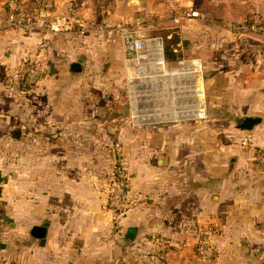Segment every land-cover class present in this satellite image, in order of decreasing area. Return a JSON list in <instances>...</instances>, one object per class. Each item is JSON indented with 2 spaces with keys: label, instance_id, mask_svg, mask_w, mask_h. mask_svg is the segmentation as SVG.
<instances>
[{
  "label": "crops",
  "instance_id": "0c3cea01",
  "mask_svg": "<svg viewBox=\"0 0 264 264\" xmlns=\"http://www.w3.org/2000/svg\"><path fill=\"white\" fill-rule=\"evenodd\" d=\"M33 1L36 30H0V91L12 90L0 95V150L10 151L9 172L0 166V264H169L153 255L155 241L196 249L207 228L211 256L176 264H264V39L227 27L264 26V0ZM17 3L0 0V24ZM188 11L200 18L166 19ZM73 16L84 17L82 34ZM131 16L154 21L147 35L170 27L175 51L201 62L203 121L128 128L114 111L122 46L93 27ZM34 56L45 74L30 88L13 75ZM247 118L257 122L239 129ZM115 144L129 177L117 226L106 208Z\"/></svg>",
  "mask_w": 264,
  "mask_h": 264
},
{
  "label": "built area",
  "instance_id": "2783aa9c",
  "mask_svg": "<svg viewBox=\"0 0 264 264\" xmlns=\"http://www.w3.org/2000/svg\"><path fill=\"white\" fill-rule=\"evenodd\" d=\"M28 0H18L10 8L9 14L0 30L17 29L33 32L37 29V20L26 8ZM199 14L188 11L166 16L174 24L182 20L198 19ZM71 24L77 28V33L86 31L84 17H71ZM154 21H145L139 16L122 19L119 23L95 25L94 34L98 39L117 37L122 46L125 61V88L127 95L128 120L132 128L158 126L175 122H194L205 119V97L203 66L197 59H188L181 63L170 64L164 57L163 39L158 36H148L146 30ZM233 31L245 32L260 36L264 39V26L242 23L227 24ZM54 33L57 28L52 29ZM182 64V65H181ZM18 74L24 78L30 87L36 84L45 74L38 56L24 61L18 68ZM258 157H264V146L259 149ZM129 177L123 164L120 145L113 146L112 170L106 183V208L114 224L127 211L126 191ZM4 180L0 178V195L4 187ZM1 222V213H0ZM215 231L207 228L200 232L196 243V253L206 258L212 254L209 238ZM162 246V241H155Z\"/></svg>",
  "mask_w": 264,
  "mask_h": 264
},
{
  "label": "rangeland",
  "instance_id": "374dc122",
  "mask_svg": "<svg viewBox=\"0 0 264 264\" xmlns=\"http://www.w3.org/2000/svg\"><path fill=\"white\" fill-rule=\"evenodd\" d=\"M170 27H164L163 30L161 31L162 32V35H161V32L159 33L160 35H154V32H150L148 36H159L161 38L164 39V43L165 45L168 44V40L163 37L164 35L168 34L170 32ZM181 58V63H183V61H186V58L188 59H193V57H187L186 55H179ZM182 65V64H181ZM124 75V73H123ZM15 77V80L16 82L20 83V80H22L23 78H20L21 76L20 75H16V73H14L13 75V78ZM207 78V71H205L203 69V79L205 80ZM117 83L116 85L114 86V89H113V97L115 98L114 101H116V104H115V108L113 107L114 111L116 113H118L119 115L123 116V118L121 119H125L126 116H128V101H127V95H126V88H125V75L124 77L121 75V77L118 75V78H117ZM13 81V80H12ZM15 83V82H14ZM12 83V85L14 84ZM204 85H205V82H204ZM14 88V86H13ZM30 88H32L30 86ZM30 88H27L26 86H22L20 87V90L23 91V92H26L27 90H29ZM9 93H12V90L10 89L9 86H6V87H2V90L0 91V95L1 94H9ZM205 97V95H204ZM119 102V104H118ZM204 119H200V120H197L196 122H201L203 121ZM175 123H179V124H182L184 127H186L187 125L189 124H192L193 122H188V121H185V122H175ZM126 127H130V123L128 120H126ZM124 125V126H125ZM164 125H170V124H164ZM180 132V141H186V134H185V130H181ZM9 159H10V151H9V148L8 149H5V150H0V166L1 167H4V171L5 173H8L9 172ZM118 224H115V226H117ZM158 241H162L163 242V245L162 246H158V245H154L152 246V253L153 255L155 256H163L164 259H168V263L169 264H176L174 259H176V257H185V256H195L197 260H202L200 259L199 255L196 253V249L194 247V245L190 246H183L181 243L179 245H174L172 243H168L166 240H160L158 239ZM199 256V257H198ZM167 263V262H166ZM165 262H163V264H166ZM3 264H13L12 261H8V262H4Z\"/></svg>",
  "mask_w": 264,
  "mask_h": 264
},
{
  "label": "trees",
  "instance_id": "16d2710c",
  "mask_svg": "<svg viewBox=\"0 0 264 264\" xmlns=\"http://www.w3.org/2000/svg\"><path fill=\"white\" fill-rule=\"evenodd\" d=\"M33 0H28V2L26 3V8L28 10L29 13H35L36 15H39V12H35V5H33ZM35 10V11H34ZM163 37H165L168 40V44L165 45L164 43V39H163V43H164V57L165 60L168 63H172L175 64L178 61H180L181 57L179 56V54L175 51L176 45L178 43V38L174 35H171L170 32L166 35H164Z\"/></svg>",
  "mask_w": 264,
  "mask_h": 264
},
{
  "label": "water",
  "instance_id": "95a60500",
  "mask_svg": "<svg viewBox=\"0 0 264 264\" xmlns=\"http://www.w3.org/2000/svg\"><path fill=\"white\" fill-rule=\"evenodd\" d=\"M71 71H72V72H79V71H80V67H79V65H77V64H73V65L71 66ZM256 122H257V121H256L255 119H250V118L244 119V120L242 121V123L239 125V129H241V130H248V129H250V128H251ZM163 161H164L163 158H159V163H160V162H163ZM41 232H43V231L40 230V229H35L33 234H34L35 236H38V238H40V239L42 240Z\"/></svg>",
  "mask_w": 264,
  "mask_h": 264
}]
</instances>
